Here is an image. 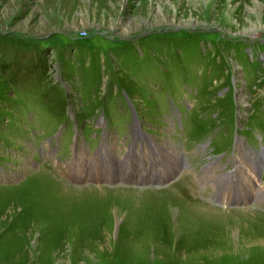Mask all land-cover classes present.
I'll return each mask as SVG.
<instances>
[{"label":"rangeland","instance_id":"1","mask_svg":"<svg viewBox=\"0 0 264 264\" xmlns=\"http://www.w3.org/2000/svg\"><path fill=\"white\" fill-rule=\"evenodd\" d=\"M133 116L172 169L190 124L188 176L147 189L61 177L77 135L103 126L115 147ZM236 134L232 180L259 183L264 0H0V264H264V175L260 207L253 193L230 212L193 183L230 169L199 172Z\"/></svg>","mask_w":264,"mask_h":264},{"label":"bare ground","instance_id":"2","mask_svg":"<svg viewBox=\"0 0 264 264\" xmlns=\"http://www.w3.org/2000/svg\"><path fill=\"white\" fill-rule=\"evenodd\" d=\"M260 160H261V163H262V165H264V158H262V157H260ZM167 161V160H166ZM171 168V170H175V172L177 171V169H172V167H170ZM254 168V167H253ZM260 168V167H259ZM252 170V169H251ZM70 173V171H68V174ZM258 174L259 173H257V176H258ZM244 178H245V180H246V182L248 183V181H250L251 180V178H250V176H248V174H247V171L246 170H244ZM259 192H260V189H259ZM259 192H257V193H259ZM227 198V199H229L230 198V194L228 193L226 196L224 195V197L223 198Z\"/></svg>","mask_w":264,"mask_h":264}]
</instances>
